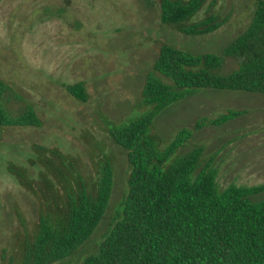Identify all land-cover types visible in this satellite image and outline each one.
Returning <instances> with one entry per match:
<instances>
[{"label":"trees","instance_id":"trees-1","mask_svg":"<svg viewBox=\"0 0 264 264\" xmlns=\"http://www.w3.org/2000/svg\"><path fill=\"white\" fill-rule=\"evenodd\" d=\"M215 0H159V20L188 37H205L229 21ZM234 62L223 73L225 60ZM202 89L264 96V0H253L245 29L220 53H192L163 43L142 85L143 111L124 121L103 117L101 130L126 154V190L95 252L78 264H264V184L220 189L218 167L189 147L195 132L241 116L228 109L181 128L169 142L153 132L158 114ZM86 102L84 83L65 85ZM0 127H42L33 105L0 78ZM89 166L58 147L31 146L25 165L7 172L37 202L29 225L16 211L19 228L7 264H54L75 254L101 222L111 197L114 166L104 142L91 135ZM184 148H189L183 152Z\"/></svg>","mask_w":264,"mask_h":264},{"label":"rangeland","instance_id":"rangeland-1","mask_svg":"<svg viewBox=\"0 0 264 264\" xmlns=\"http://www.w3.org/2000/svg\"><path fill=\"white\" fill-rule=\"evenodd\" d=\"M215 1L229 21L208 36L188 37L160 23L159 0H0V78L33 105L42 121L40 128L0 127V264L8 263L19 228L16 211L31 225L37 210L36 200L7 172V163L25 165L31 146L40 144L80 156L89 166L86 135L104 142L112 156L111 197L91 237L54 264H78L96 251L126 190L130 168L125 152L101 130L102 118L120 122L143 111L140 91L161 44L218 54L245 29L253 0ZM233 68L227 58L222 72ZM78 82L84 83L86 102L65 90ZM228 109L243 114L195 132L189 147L203 145L204 157L218 167L220 189L264 184L263 95L202 89L158 114L153 132L167 143L177 130Z\"/></svg>","mask_w":264,"mask_h":264}]
</instances>
